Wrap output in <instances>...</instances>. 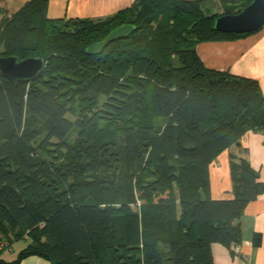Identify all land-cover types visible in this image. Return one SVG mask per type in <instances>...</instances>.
I'll use <instances>...</instances> for the list:
<instances>
[{
  "label": "trees",
  "instance_id": "obj_1",
  "mask_svg": "<svg viewBox=\"0 0 264 264\" xmlns=\"http://www.w3.org/2000/svg\"><path fill=\"white\" fill-rule=\"evenodd\" d=\"M211 1L135 0L101 21L50 19L48 0L0 10V56L44 62L29 80L0 74V264H213V243H239L264 184L231 155L232 198L214 200L209 166L264 131V96L195 46L258 30H214L252 0H219V14ZM122 24L136 29L85 52Z\"/></svg>",
  "mask_w": 264,
  "mask_h": 264
},
{
  "label": "crops",
  "instance_id": "obj_2",
  "mask_svg": "<svg viewBox=\"0 0 264 264\" xmlns=\"http://www.w3.org/2000/svg\"><path fill=\"white\" fill-rule=\"evenodd\" d=\"M29 0H0V10L15 13ZM135 0H48L50 19L104 20ZM192 1V0H188ZM212 2V1H211ZM203 64L211 69L258 82L264 96V25L255 33L230 41L201 42L195 46ZM245 160L256 171L258 181L264 184V131H248L239 141L222 151L209 166L210 197L214 200L232 198L230 156ZM241 239L237 252L220 243L211 245L213 264H264V192L245 206L240 219ZM255 236L259 237L254 243ZM14 242L1 254L5 261H13L19 251ZM5 253L8 255L5 256ZM20 264H46L38 256H28Z\"/></svg>",
  "mask_w": 264,
  "mask_h": 264
},
{
  "label": "water",
  "instance_id": "obj_3",
  "mask_svg": "<svg viewBox=\"0 0 264 264\" xmlns=\"http://www.w3.org/2000/svg\"><path fill=\"white\" fill-rule=\"evenodd\" d=\"M264 25V0H252L235 14H223L214 19L212 28L222 33H249L259 30ZM136 27L122 24L112 29L104 38L89 44L85 52L98 54L113 40L125 38ZM44 62L39 57L18 60L15 56H0V74L11 80H29L41 72ZM239 145V143H237Z\"/></svg>",
  "mask_w": 264,
  "mask_h": 264
},
{
  "label": "rangeland",
  "instance_id": "obj_4",
  "mask_svg": "<svg viewBox=\"0 0 264 264\" xmlns=\"http://www.w3.org/2000/svg\"><path fill=\"white\" fill-rule=\"evenodd\" d=\"M208 7H209L211 12L217 13V14L222 13L223 10H224V7H223V5L221 4V2L219 0L212 1V4L210 6H208ZM73 138H74V132H72L69 135V140L71 141ZM15 244H17L15 249H22L27 244V240H20V241H17V243H15ZM6 255H8V254L5 253V256Z\"/></svg>",
  "mask_w": 264,
  "mask_h": 264
},
{
  "label": "built area",
  "instance_id": "obj_5",
  "mask_svg": "<svg viewBox=\"0 0 264 264\" xmlns=\"http://www.w3.org/2000/svg\"><path fill=\"white\" fill-rule=\"evenodd\" d=\"M231 248H232V250H233L234 252H237V250H238V248H237V245H236V244H233V245L231 246Z\"/></svg>",
  "mask_w": 264,
  "mask_h": 264
}]
</instances>
